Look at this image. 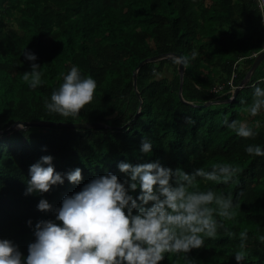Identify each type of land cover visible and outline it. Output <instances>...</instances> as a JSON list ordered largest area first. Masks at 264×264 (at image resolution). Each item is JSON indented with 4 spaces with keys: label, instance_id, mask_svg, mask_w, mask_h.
Returning <instances> with one entry per match:
<instances>
[{
    "label": "trees",
    "instance_id": "trees-1",
    "mask_svg": "<svg viewBox=\"0 0 264 264\" xmlns=\"http://www.w3.org/2000/svg\"><path fill=\"white\" fill-rule=\"evenodd\" d=\"M263 29L257 0H0V238L13 241L26 257L35 224L55 219L37 209L39 200L59 207L64 196L106 172L123 181L120 162L158 159L188 172L232 162L241 169L233 182L201 180L200 187L231 193L238 215L223 223L236 235L229 238L221 229L189 256L194 264H236L239 233L246 231L243 264H264V243L258 240L264 235V156L244 151L248 144L264 148V112L251 118L243 111L252 86L264 88V59L232 101L203 106L232 95L261 49ZM193 49L199 55L184 70V100L172 56L143 63L134 87L133 73L143 59L163 53L190 57ZM25 50L41 65L36 89L22 78L30 70ZM73 65L96 80L92 103L75 118L48 114L44 101ZM221 83L223 88L213 91ZM225 119L259 120L262 126L255 138L244 139L222 123ZM18 121L33 124L8 130ZM95 122L104 126L59 124ZM142 137L153 144L146 155L139 151ZM44 155L53 157L59 173L79 167L81 182L65 179L47 193L25 195L29 166ZM161 264H184V254H165Z\"/></svg>",
    "mask_w": 264,
    "mask_h": 264
},
{
    "label": "clouds",
    "instance_id": "clouds-1",
    "mask_svg": "<svg viewBox=\"0 0 264 264\" xmlns=\"http://www.w3.org/2000/svg\"><path fill=\"white\" fill-rule=\"evenodd\" d=\"M198 55L193 49L190 57L171 59L187 68ZM23 56L30 62V70L22 78L36 89L42 83L41 65L35 63L37 57L30 51L25 50ZM153 72L157 74L155 69ZM252 87L251 102L243 111L255 118L264 112V88ZM96 88V80L82 76L79 67L73 65L51 92L50 101H44V108L48 114L75 118L92 103ZM186 122L191 123V118ZM222 123L244 139L255 138L262 126L259 120L225 119ZM152 150V141L142 137L139 151L146 155ZM244 151L249 156H264V148L258 144H248ZM52 161V156L44 155L29 166L25 195L47 193L65 179L72 184L83 179L79 167L59 173ZM117 168L125 180L111 172L94 176L78 192L64 196L59 207L40 199L37 209L52 212L55 219L35 224V239L28 244L26 257L13 241L0 238V264H161L165 254L181 253L184 264H194L189 253L204 248L206 238L215 239L221 229L229 238L235 237L223 221L236 218L238 204H234L231 193L201 188L200 181L227 185L240 173L238 165L217 162L207 169L197 167L188 172L163 166L157 159L135 165L120 162ZM137 190L139 194L134 197L132 193ZM27 223L31 226L32 222ZM238 238L233 257L236 264H243L248 255V233L241 231ZM258 240L264 243V235Z\"/></svg>",
    "mask_w": 264,
    "mask_h": 264
},
{
    "label": "water",
    "instance_id": "water-1",
    "mask_svg": "<svg viewBox=\"0 0 264 264\" xmlns=\"http://www.w3.org/2000/svg\"><path fill=\"white\" fill-rule=\"evenodd\" d=\"M263 3H264V0H263ZM168 56H181V54H179V53H173V54L163 53V54H158V55H155V56H151V57L145 58L142 61H140L138 63V65L136 66V71L133 73L134 87L136 88L137 70L140 68V66L143 63L148 62V61H157V60H160V59L168 57ZM263 59H264V50L259 52L255 56L254 61H253L252 65H251V67L249 68V70L247 71L245 77L242 79V81L239 83V85H237L235 87V89L232 91V95L229 98L224 99V100L210 101V102L204 103L203 106H206V105H208L210 103H221V102H230V101H232L236 97L237 92L239 91V89L247 84V82L252 77V75L255 72L256 68L258 67V65L260 64V62ZM184 70H185V68H183V66H179L178 65V72H179V75H180L179 96H180L181 100H184L183 97H182V80H183ZM136 93H137V95H139L138 91H136ZM20 124L23 125V124H33V123H27V122L22 123V122L18 121L17 123L12 124L11 126H9L8 130H11L14 127H18V125H20ZM59 124L62 125V126L79 127V128L102 127V126H104L103 124L96 123V122L95 123H59ZM3 132H5V131H3Z\"/></svg>",
    "mask_w": 264,
    "mask_h": 264
},
{
    "label": "built area",
    "instance_id": "built-area-1",
    "mask_svg": "<svg viewBox=\"0 0 264 264\" xmlns=\"http://www.w3.org/2000/svg\"><path fill=\"white\" fill-rule=\"evenodd\" d=\"M257 4H258L259 10H260V21H261L263 28H264V3H263V0H257ZM263 33H264V29H263ZM263 50H264V34H263L261 49L258 52H256L255 55H257L259 52H261ZM233 77H234V74H232V76L229 79V83L231 85H232V78ZM260 79H262L264 81V77L260 78ZM235 87L236 86H232L233 90L235 89ZM222 88H223V83L217 84L216 86H214L213 91L219 92Z\"/></svg>",
    "mask_w": 264,
    "mask_h": 264
}]
</instances>
